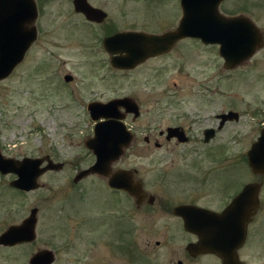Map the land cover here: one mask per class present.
<instances>
[{
	"label": "rangeland",
	"instance_id": "rangeland-1",
	"mask_svg": "<svg viewBox=\"0 0 264 264\" xmlns=\"http://www.w3.org/2000/svg\"><path fill=\"white\" fill-rule=\"evenodd\" d=\"M99 1L122 26L149 23L137 11L141 0H125L127 14L123 17L119 15L120 0ZM222 8L247 9L248 16L264 31V0H224ZM47 11L40 20L41 34L9 75L0 80V153L16 159L47 155L63 163V167L46 171L37 178L38 186L28 191L9 185L15 174L0 173V234L10 225L20 224L31 208H37L35 240L0 245V264H28V257L37 248L53 252L50 264H169V257L178 255L188 237L171 229L165 223L169 222L167 216L157 214L156 208V214L151 216L142 209L136 210L126 217L132 227L127 232L107 215L116 214L118 204L112 205L114 197L103 189L100 177L86 175L74 181V175L94 160V154L84 145L93 136L96 123L90 118L86 103L92 98L107 101L113 96L134 94L142 117L133 122L137 139L125 150L120 165L137 168L145 188L162 198L178 201L181 194L195 192L203 202L217 204L215 181L208 178L202 187L191 178L179 182L186 176L176 178L173 172L184 169L199 178L201 175L190 161L201 160L204 168H210L219 165L218 158L205 157L203 146L197 142L185 145L186 151L192 144L199 146L188 156L180 145L158 149L152 141L151 146L146 145L143 136L157 137L158 130L181 113L199 115L200 123L192 129L196 136L220 110L234 109L241 113L240 122L248 121L254 103L264 101V65L258 62L239 78L237 72L214 65L212 47L190 39L132 72L119 73L107 65L106 56L97 47L98 41L90 35L93 30L74 18L66 0H59ZM173 12L176 13V7ZM145 15L153 22L152 28L161 29L169 11L150 6ZM260 55L264 58V49ZM69 74L70 87H65L63 77ZM149 122L150 132L145 124ZM235 125L222 130L215 141L233 145L229 143L224 151L227 159L221 161L222 169L228 168L231 154L240 156L244 152L251 136L233 133ZM235 171L236 189L254 179L240 161ZM217 175L221 184H228L229 188L230 171L220 169ZM167 191L178 198L166 195ZM260 196L263 208L248 228L241 257L245 264H264V182ZM136 224L139 226L135 230ZM200 263L209 264L207 260L195 264Z\"/></svg>",
	"mask_w": 264,
	"mask_h": 264
},
{
	"label": "flooded vegetation",
	"instance_id": "flooded-vegetation-1",
	"mask_svg": "<svg viewBox=\"0 0 264 264\" xmlns=\"http://www.w3.org/2000/svg\"><path fill=\"white\" fill-rule=\"evenodd\" d=\"M58 1L59 0H6V1L0 0V4H3L4 2L9 6L8 13L11 14L12 16L13 15H15V17L17 16L18 24L20 27H23L26 30L35 31V39L31 42L32 44L36 40V38L41 34V29H40L41 18L44 17L45 14L49 12L47 10L54 7V5L58 3ZM223 1L224 0H221L219 2L217 8L221 15L245 16L254 22V24L257 26L259 32L262 35V46L257 48L248 58L242 60L241 62L237 63L234 67L229 69L230 72L233 71L237 72V76L239 78H242L243 76H245L244 72L247 71L249 67L251 66L256 67L258 62H261L264 65V58H261L260 55V52L264 49V31L259 28L258 24L250 16H248L247 9H243L240 11L224 10L222 8ZM66 2H68L69 4L70 12H72V14L75 16L74 18L81 19L85 27H89V29L93 30L90 31V35L94 36L95 41H98L97 47L99 46V50L106 56V61H107L106 63L111 68L112 71L119 73L132 72L133 70L137 69L138 67H141L148 61H151L152 59L168 54L177 45H181L182 43L190 39H195L204 46L212 47L213 48L212 59L214 61L216 60L214 65H216L219 68L224 66V58L220 54V45L218 43L205 44L197 38H191V37L180 38L173 43V45L168 51L162 52L160 54H153V55L150 54L149 56H144L142 58H139L138 60L126 56L124 51H118L120 48H116V46H122L124 42H117L113 40V41H109V44L107 46L104 45V39L119 33L162 34L166 31L173 30L177 26L183 13L181 0H141L140 6L137 8V11L143 14L144 18L149 23H146L144 25L131 24L126 26L120 25L114 18L110 17V13L106 10L104 4L101 3L99 0H66ZM174 2H176V4H173ZM83 4H85L88 8H90V10L87 9V13H85L82 9L77 8L78 6H84ZM118 6H119V15L121 17L125 16L127 14L125 0H120ZM150 6H153V8L161 7L169 11V17L166 19L167 21H165V23L163 22L164 26L161 29L152 28L151 24L153 22L145 15V10ZM174 7H176V13L173 12ZM99 12L103 13L104 16L103 17L99 16ZM175 22L176 25L174 26ZM116 58H119V60H117ZM67 76L70 77L68 80H66L63 77L64 81L67 84L66 86L65 85L64 86L70 87L68 84L71 83L72 80L71 75L69 74ZM218 83L219 82H216L215 84L218 85ZM217 85L215 86V88L218 87ZM70 90L73 92V88H70ZM126 97L130 98L132 100V103L129 102V104L127 103V105H119L117 107L114 106V108L112 107L106 111L107 117H101L99 119H102L103 121H107V122H110L111 120H118L122 122L131 136L129 143L127 147L124 148L123 153L120 154L117 159H114L108 163V171H107L108 175L99 174L98 172H91L88 174V175H97L98 177H100L99 179L103 182L102 184L103 189L106 190V193L108 195L114 197L113 200L114 202L112 205L115 206L116 204H118L117 206L119 211L117 210L116 214L111 213L107 215L112 216V220L115 223H117L119 226L122 227L124 226L126 228V231L127 228L129 229L128 231H130L132 228L131 224L130 223L128 224L127 222L129 221L126 220L127 216L129 218L130 213L136 212V210L141 211L142 209V211L147 216H151L156 214L153 213V211L155 210L154 208H156V210L158 211L157 214L165 215L168 217L169 222L165 221V223L169 225L171 229L175 228V230L183 232V234H185V236L188 237V239L184 242V244L180 246L181 250L177 253L178 255L175 258L169 257V261H170L169 264H195L196 262L198 263V261L202 262V260H207L209 264H222L221 257L215 252H210V251L197 252L188 249V247L191 246L192 243L194 244L199 241V236L194 232H191L189 228H186L184 226V222L185 220H187V222L191 223L192 227L195 230H201L206 227H211L213 224L207 222L206 216H202L201 213H199V211L195 208H202L208 211L220 213L232 203L234 198L243 190V188L246 185L250 183H258L260 185H259V192L257 194V204H256L257 206L255 209L252 210L251 219L246 223L245 239L243 243H241L239 247H237L235 250L238 259L242 262V264H245L244 260L241 257L248 236V228L253 218L257 214H259L263 208L261 203L260 192L262 190V185L264 182V173L255 172L253 170L249 162L248 152L251 150L253 144L258 140V138L262 133V130L264 129V101L254 103L255 105L252 107L250 111L251 114L250 119H248V121L244 120L243 123L240 122L241 113H239L238 111L234 109H227L225 111L220 110L219 112L214 113V115L212 116L213 122L207 125L204 124L201 127L199 135L196 136L195 134H193L192 129L195 123L198 124L200 123L198 122L200 120L199 115L187 116L186 113H181L178 115H174V121L165 125L164 128H160L157 132L158 134L157 137L151 138L149 137V135L143 136V141L146 143V145L151 146L150 143L151 141H152V146L155 147L156 149L164 147L165 145H167L168 147V145L170 144L172 145V148L180 145L183 147L182 151L186 152L188 156L189 155L191 156V154H189L191 150H194L199 146L192 144L191 145L192 147L187 148L189 150L186 151L185 145H188L192 142H197L198 144H200V146H203L202 154L205 157L207 158L210 157L214 159L218 158L220 160L219 165L217 166L214 165V167H210V168H204L201 165L202 163L201 160L190 161V165H192L193 167L195 166L199 174L201 175L199 178L193 177L195 176V173L193 175L189 171L184 169L183 170L178 169L176 170V172H173V174L176 175V178H178V175L186 176V177H181L182 180H179V182H182L183 180L189 181L191 178L194 182H198L197 184L203 185L202 187L206 185V180L208 178L211 181L212 180L215 181L216 182L215 191L217 192L218 194L217 196L219 197H217V204H212L200 200L202 196L199 197V195L195 194V192H193V194H186V195H183L184 193L181 194L180 195L181 197H179L180 200L178 201L171 200L170 198H162L160 197V195H155L145 188L143 179L138 176L139 170L137 168L133 166L120 165V160L122 159L125 150L128 149V147L132 143H134L137 139V132H136L137 127L133 125V122L138 121V119L142 117L139 101L136 99V96L134 94L130 93L128 95H122V96L117 95L110 97L107 99V101H102L99 100L98 98H94V99L92 98L90 101L86 103V109L88 110V113L91 118V112L90 109L88 108L89 103L91 102L109 103L112 100L123 99ZM130 108L132 110H129ZM136 108H137V112L135 114L134 110ZM117 115L118 118H116ZM193 117L195 119H192ZM145 124L149 129L148 132H150L152 130L151 122ZM235 124H238L239 125L238 127L240 128H238ZM233 125H235L234 126L235 129L233 130V133L235 134L243 133L247 135L250 134L251 136L249 137L248 144L244 152L240 156H237V153L231 154L229 156L231 159H229L227 162L229 163L227 165L228 168L226 167V169H222L221 161L225 162V160L227 159V156L224 151H226L227 145L229 143L230 146L232 144L231 142H228V144H226L223 142L216 143L215 141L222 130H224L227 127H233ZM215 154L216 156H214ZM47 157H48L47 155H44L43 157L39 156L34 158H43V161L39 164V167H44L49 163L47 161L49 157L48 158ZM7 158H11V157H7ZM214 159L211 160L217 163V161ZM238 161L241 162V165H244L246 167V169L248 170V175L251 174L254 179L241 183V185H239L238 188L236 189L235 169L237 168ZM51 162L60 163L57 161H53L52 159ZM197 162H199V164L194 165ZM94 163H95V157L93 162L89 166L93 165ZM62 167H63V163L60 168ZM220 169L223 171L229 170L231 173V184L229 188L227 187L228 184L225 185L221 184V182L218 180L217 173L219 172ZM52 170L55 169H50L46 171H52ZM119 170H128L129 171L128 175H130L131 177V184L133 186L138 185L141 191H138L136 193H130L122 188L111 187L108 184L109 175L114 174ZM46 171L42 172L38 177H40ZM1 174H6V173H1ZM15 178H12V180ZM13 188H15L16 190L18 189L16 187ZM166 195L174 198L177 197L175 193L170 191H167ZM191 198H194L195 201L194 202L188 201ZM247 204L248 203H246V205ZM182 205L188 206L190 208V211L187 212L186 216H182L174 212L175 207ZM128 207L131 208L130 212H126V210L129 209ZM36 221H37V212H36ZM132 226L134 228V225ZM138 226L139 224L135 225V230L138 229ZM121 233L123 234L124 231H122ZM35 238H36V229H35L34 238L31 241H23L24 242L23 244L33 242ZM156 244H158V242H156ZM43 249L44 248L42 249L37 248L36 251L32 252L28 257V264H30V259L32 258V256ZM165 252L167 254L169 253L168 251Z\"/></svg>",
	"mask_w": 264,
	"mask_h": 264
},
{
	"label": "water",
	"instance_id": "water-1",
	"mask_svg": "<svg viewBox=\"0 0 264 264\" xmlns=\"http://www.w3.org/2000/svg\"><path fill=\"white\" fill-rule=\"evenodd\" d=\"M220 1L181 0L183 13L173 30L162 34L119 33L104 39V45L107 46L109 41L113 40L124 42L122 46H116L120 48L118 51H124L126 56L138 60L150 54L168 51L180 38L194 37L205 44L218 43L220 54L224 58V66L230 69L262 46V35L254 22L245 16L221 15L217 9ZM83 5L77 8L87 13V9L90 10V8ZM8 9L9 6L6 3L0 4V80L9 75L23 59L25 51L35 39V31L20 27L17 16L9 14ZM99 16L103 17L104 14L99 12ZM116 59L119 60V58ZM64 78L68 80L70 77L65 75ZM129 102L132 103V100L127 97L115 99L109 103L91 102L88 104L91 119L107 117L108 109L127 105ZM134 111L136 114L137 108ZM130 137L122 122L118 120L98 121L93 128V136L84 142L85 146L95 155V163L80 170L74 176V181L80 180L91 172L108 175V163L123 153ZM248 155L253 170L264 173V129ZM42 161L43 158H5L0 153V172H13L17 175L9 182V185L20 190H32L38 186L37 178L42 172L59 169L62 166L61 163H53L48 158L49 163L44 167H39ZM128 173V170H119L109 175L108 184L111 187L125 189L130 193L141 191L138 185L131 184V177ZM259 185L258 183L246 185L232 203L220 213L195 208L202 216H206L207 222L213 225L195 230L191 223L185 220L184 226L199 236V241L192 243L188 249L197 252H215L221 257L222 264H242L235 250L245 239L246 223L251 219V212L257 206ZM188 211L190 208L184 205L174 209L176 214L182 216H186ZM36 212V207L31 208L29 215L20 224L10 225L3 231L0 234V245L31 241L35 236ZM53 260V252L43 249L32 256L30 264H50Z\"/></svg>",
	"mask_w": 264,
	"mask_h": 264
}]
</instances>
